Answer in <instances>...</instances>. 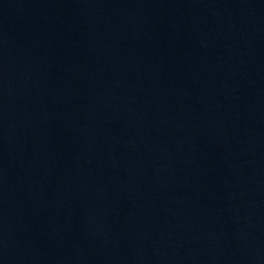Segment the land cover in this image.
I'll return each mask as SVG.
<instances>
[{
    "label": "water",
    "instance_id": "water-1",
    "mask_svg": "<svg viewBox=\"0 0 264 264\" xmlns=\"http://www.w3.org/2000/svg\"><path fill=\"white\" fill-rule=\"evenodd\" d=\"M0 264H264V0H0Z\"/></svg>",
    "mask_w": 264,
    "mask_h": 264
}]
</instances>
